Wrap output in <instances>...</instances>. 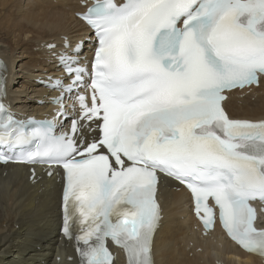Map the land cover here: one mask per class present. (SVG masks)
<instances>
[{
  "label": "snow or ice",
  "instance_id": "6c2138e0",
  "mask_svg": "<svg viewBox=\"0 0 264 264\" xmlns=\"http://www.w3.org/2000/svg\"><path fill=\"white\" fill-rule=\"evenodd\" d=\"M81 19L92 60L62 54L68 83L50 81L62 109L75 94L70 129L17 120L0 75V161L62 167V231L81 264H113L109 240L127 264H153L160 174L187 187L205 229L218 209L227 235L264 259L250 204L264 202V120L222 105L264 78V0H97Z\"/></svg>",
  "mask_w": 264,
  "mask_h": 264
},
{
  "label": "bare ground",
  "instance_id": "6f19581e",
  "mask_svg": "<svg viewBox=\"0 0 264 264\" xmlns=\"http://www.w3.org/2000/svg\"><path fill=\"white\" fill-rule=\"evenodd\" d=\"M81 1L87 2L0 0V38L10 41L13 48L11 52L9 47L1 45L0 58L10 68L8 96L16 112L36 118L40 114L45 118L53 117L47 96H57V92H50L45 87L38 90L32 84L31 96L36 95V99L22 98L13 91L11 81L16 79V63L26 59H29L25 63L29 73L24 72L27 81L34 77L48 81L49 76L61 72L58 61L53 64L51 56H59L60 51L73 55L70 52L73 47L65 50L63 37L67 36L70 44H76L88 33L76 19V13L84 10ZM34 34L38 36L29 38L28 43L23 41L24 37ZM48 43L56 48L48 49L45 47ZM23 88V93L30 90L29 86ZM247 92L231 96L225 108L233 117L264 118V80L259 89L249 91L257 94L254 101L241 97ZM28 93L26 96L30 95ZM28 177L24 166L0 165V264H78L72 241L63 239L60 234L61 187L56 178L38 174L35 182L30 183ZM171 187L169 182L160 187L164 219L154 241L155 264H263V259L241 252L216 230L202 236L199 224L192 216L188 194ZM191 243L193 247H190ZM115 264L124 263L117 260Z\"/></svg>",
  "mask_w": 264,
  "mask_h": 264
},
{
  "label": "rangeland",
  "instance_id": "374dc122",
  "mask_svg": "<svg viewBox=\"0 0 264 264\" xmlns=\"http://www.w3.org/2000/svg\"><path fill=\"white\" fill-rule=\"evenodd\" d=\"M56 5V4H55ZM67 28H69L68 26H67ZM40 30V32H41V27H38V31ZM38 35L37 34H34V35H29V36H27V37H24L23 38V41L25 42V43H28L30 40H29V38H31V37H33V38H35V37H37ZM1 45H3V47L4 48H6L5 46H7V47H9L10 49H9V51H11V52H13L12 50H13V48H12V46H11V43H10V41H7V40H4V39H1L0 38V49H2L3 47L1 46ZM5 52H7V51H5ZM14 54V53H13ZM32 54H34V53H32ZM16 55V54H15ZM18 57V56H17ZM51 58H52V63L53 64H55V62H56V56L55 55H52L51 56ZM55 59V60H54ZM27 62H29V59H26V60H24L22 63H16L17 64V66L18 67H16V79L14 80V79H12V87H13V91H16L17 93H18V95L19 96H21L22 98H31L32 96V93H31V90H32V84L33 85H35V87L39 90L40 88L41 89H43V84L41 83V81H44L43 79H40V78H38V79H36V77H34V78H29V81H27L25 78L27 77V73L26 74H24V72L25 71H27L26 70V64L25 63H27ZM24 65V66H23ZM23 69V70H22ZM25 69V70H24ZM28 72V71H27ZM29 73V72H28ZM24 75V76H23ZM29 83H31V85H28ZM24 86H29L30 87V90H28V91H30L29 93H30V95H28V96H26V93H28V91L26 90V92L25 93H23L24 91H25V88H23ZM20 89V90H19ZM19 90V91H18ZM28 93V94H29ZM13 95H16V94H13ZM246 97H249L252 101H254L255 99H256V97H257V94H251V93H247V94H244V95H242V98H246ZM33 99H36V95L35 96H33L32 97ZM175 251H177V247L175 248ZM188 258H189V256H188ZM190 259V258H189Z\"/></svg>",
  "mask_w": 264,
  "mask_h": 264
}]
</instances>
